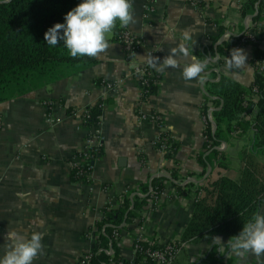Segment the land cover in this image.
Returning a JSON list of instances; mask_svg holds the SVG:
<instances>
[{"label":"crops","instance_id":"obj_1","mask_svg":"<svg viewBox=\"0 0 264 264\" xmlns=\"http://www.w3.org/2000/svg\"><path fill=\"white\" fill-rule=\"evenodd\" d=\"M151 1L145 9L146 0H132L136 22L122 27L142 40L131 60L125 59L123 47L112 31L107 39L113 46L95 57L92 65L0 102V258L11 244L7 234L14 230L25 238L33 232L42 234L43 251L33 264H76L78 257L92 248L84 231L103 217L104 209L117 207L125 189L134 193L152 177L164 175L165 188L155 205L148 198L121 230V255L127 257L138 237L150 243L157 237L163 241L179 239L193 212L195 191L219 176L238 177L239 159L235 166L226 160V166H219L212 155L208 156L213 161L211 166L199 162L205 127L201 107L213 108L205 90L213 68L218 71L217 77L226 76L244 88L251 86L254 50L249 45L241 48L247 53L248 64L238 70H228L226 61L218 66L216 60L207 61L202 84L185 81L182 69L217 34V24L224 25L227 34L236 36L248 26L264 25V13L252 21L256 12L241 14L236 0H199L203 3L201 11L191 0ZM185 30L192 35L186 42L190 56L180 59L181 67L168 68L164 73L152 68L159 75L158 92L147 101H140V84L133 67L145 63L154 52L162 62L179 45ZM208 58L216 59L207 56L202 61ZM103 81L115 83L113 90L106 89ZM50 100L60 102L53 122L48 120L44 105ZM98 100L103 101L99 123L102 154L93 163L89 183L72 181L71 161L84 146L87 130L79 127L67 110L91 106ZM141 111L157 112L162 124L148 120L138 123ZM256 112L257 107L253 106L245 119H253ZM159 131L167 132L178 143L175 160L151 145ZM234 142L241 149L240 132L232 133L228 143H224L223 156ZM172 169L177 170L176 179L170 177ZM174 182L187 184V188L176 192ZM258 212H264V205ZM212 237H220L224 245L214 243ZM231 238L207 233L185 242L173 264H199L212 245L224 253L223 261L217 264H264V258L248 255L241 259L231 253L227 243Z\"/></svg>","mask_w":264,"mask_h":264},{"label":"trees","instance_id":"obj_2","mask_svg":"<svg viewBox=\"0 0 264 264\" xmlns=\"http://www.w3.org/2000/svg\"><path fill=\"white\" fill-rule=\"evenodd\" d=\"M81 2L82 0H0V102L43 88L95 62V58L87 56L73 58L63 41L50 46L44 40L45 32L56 23H64L65 15ZM195 5L199 11L202 10V1L196 0ZM248 10L256 12L251 17L252 21H256L264 13V0H247L241 14L244 15ZM121 29L117 21L113 29V37L117 40ZM241 35H227L226 27L217 24V34L209 38V44L200 53L195 52V57L201 61L207 56L216 57L215 65L218 66L236 48ZM253 54L264 65V49H255ZM208 78L205 90L213 105L210 108L213 120L206 121L203 130L206 140L203 142V154L200 155L199 162L203 166H211L213 161L208 156L212 155L217 165L226 166L222 151L216 147L221 143H228L232 133L240 132L243 138V146L238 153L241 165L236 179L219 176L208 180L202 187L203 194L195 201L193 212L178 239L182 243L194 241L207 233L237 236L244 224L250 222L253 214L264 205V70L254 71L249 88H244L226 76L217 77L215 72L208 74ZM153 79L159 80L156 72ZM252 86L256 87L254 93ZM157 92L158 83L150 82L144 97ZM102 102L98 100L89 106V125L99 127ZM253 106L257 107L254 118L245 119L251 114ZM208 110V105H202L201 113L206 114ZM162 135L166 137L169 134L163 132ZM166 141L169 150L164 156L175 160L179 145L170 137ZM159 144L160 141L156 142V145ZM97 151L99 157L102 154L101 145ZM87 166L88 162L72 167L70 179L79 180L77 170L86 169ZM170 177L177 178L176 169H172ZM165 179L164 176L152 177L147 184L138 187L144 196L135 194L131 198H124L117 207L104 209L103 217L94 224V230L99 233L93 238L89 264H108L110 260L141 264L146 257L142 252L138 251L133 261L120 257L119 247L112 233L114 230L121 231L122 223L131 222L135 208L142 206L150 198L149 187L156 196L160 195L165 188ZM82 182L85 183L86 180L83 178ZM173 185L176 192L187 188V184L178 182ZM197 191L198 189L194 194ZM101 228H104L103 232H100ZM140 244L143 248L158 247L148 242ZM106 249H111L113 253L107 254ZM223 254L219 253L217 245H212L203 253L199 264L220 263L224 259Z\"/></svg>","mask_w":264,"mask_h":264},{"label":"clouds","instance_id":"obj_3","mask_svg":"<svg viewBox=\"0 0 264 264\" xmlns=\"http://www.w3.org/2000/svg\"><path fill=\"white\" fill-rule=\"evenodd\" d=\"M64 23H56L44 34V40L50 46H56L63 41L73 58H95L107 52L112 47L107 39L117 25L127 27L134 24L132 0H82L64 17ZM192 39L189 31L182 33V40L177 47L164 56L148 58L150 67L164 73L168 68L181 67L180 59L190 56L187 41ZM247 53L244 49L233 48L226 60L228 70H238L246 67ZM207 61H201L191 56V62L183 66L182 77L185 81L196 80L204 82ZM7 239L11 244L5 255L0 258V264H33L43 251L42 234L33 232L30 238H25L16 231H10ZM214 243L224 245L220 237H212ZM230 251L235 256L244 259L248 255L264 258V212L254 213L251 221L245 223L239 235L228 242Z\"/></svg>","mask_w":264,"mask_h":264},{"label":"built area","instance_id":"obj_4","mask_svg":"<svg viewBox=\"0 0 264 264\" xmlns=\"http://www.w3.org/2000/svg\"><path fill=\"white\" fill-rule=\"evenodd\" d=\"M247 0H236V5L238 8H242L243 4L246 3ZM191 2L195 5L196 0H191ZM152 1L146 0L145 2V9H148L151 6ZM196 6V5H195ZM228 35V34H227ZM118 41L121 43L123 50H124V57L126 60H131L134 56L135 51L142 45V40L128 31L125 28H122L120 31V36ZM245 45H249L252 47V51L258 48L264 49V25L263 24H254L251 26H248V28L242 33L239 43L236 46V48H242ZM156 53V52H154ZM154 53H151L149 55V58L156 57ZM251 61L253 63V66L255 68V71L262 72L264 70V65L261 62V60L256 59L254 57V54L251 55ZM133 74L135 77L139 80V92L138 97L140 101H147L152 95H148V97H144L146 94L147 86L150 82L157 83L155 79H153L154 76V70L152 67L149 66L148 62L141 65H136L133 67ZM104 87L108 90H113V87L115 86V83L110 81H103L102 82ZM252 92H256V87L252 86ZM143 97L145 99H143ZM244 104L246 102L244 101ZM46 109H47V118L49 121L53 122L56 120L55 112L57 107L60 106V102L57 100H50L46 101L44 103ZM90 106V105H89ZM89 106L80 107V108H72L69 112H67L69 115L75 117L77 119V125L79 127H84L87 130V134L85 137V144L82 147L80 151H78L72 158L71 161V168L72 167H78L82 164H85L88 162V166L86 169H78L77 170V176L80 181L83 180V178L86 180L85 183H89L91 181V171L93 169V163L98 158V148L100 146L101 142V135H100V129L99 127H94V125H89L88 119L90 118V112H89ZM201 117L204 121V125L206 124V121H212L213 117L211 115V110L207 111L206 114H201ZM100 118V117H99ZM151 121L159 126L162 124L161 117L157 112H151V113H145V112H139L137 121L138 123H141L143 121ZM205 128V127H204ZM163 131H159V133L153 138L151 145L157 149L158 151L162 152L163 154L166 153L169 150V144L167 143V139L169 136L162 135ZM204 141L206 140V136L203 134ZM160 141L159 145H156V142ZM225 147L224 143H221L216 148L219 151H222ZM209 154V153H208ZM149 193H151L150 199L151 204L155 205L158 196L155 195V192L151 187L148 188ZM137 196H144L143 193H141L138 188L134 191V193L130 189H125L123 195L120 197V201L123 202L124 198L126 197H133L134 195ZM203 194L202 188H199L196 194L194 195L195 201L201 197ZM141 209V206L135 208L134 212ZM125 225V223H122V227ZM104 228H101L100 232H103ZM99 231L94 230V225H92L90 228L86 229L84 231V237L90 240L92 243L94 242L93 238L94 235L97 237ZM112 236L116 240V243L119 247V255L123 260L126 261H133L136 258L137 252H142L145 254L144 260L141 262V264H173L175 259L177 258L179 252L181 251L182 247L185 243L179 242L178 239H168V240H162L160 237H157L154 239L153 243H150L149 241H145L144 239L138 237L134 240V243L130 249V254L127 257H123L121 255V236L122 233L119 230H114L112 233ZM97 243V240H95ZM140 242H148L153 245H157V248H143V246L140 244ZM107 254L111 255L113 251L111 249H106ZM91 255V250L88 251L85 254H82L78 257L76 264H89V257ZM108 264H129L125 263L123 261H113L110 260Z\"/></svg>","mask_w":264,"mask_h":264},{"label":"rangeland","instance_id":"obj_5","mask_svg":"<svg viewBox=\"0 0 264 264\" xmlns=\"http://www.w3.org/2000/svg\"><path fill=\"white\" fill-rule=\"evenodd\" d=\"M168 136L170 137V135ZM239 149H240V146L236 142H234V144H229L228 146V149L226 151V154L224 155V158L231 166H235L239 159L238 157Z\"/></svg>","mask_w":264,"mask_h":264},{"label":"water","instance_id":"obj_6","mask_svg":"<svg viewBox=\"0 0 264 264\" xmlns=\"http://www.w3.org/2000/svg\"><path fill=\"white\" fill-rule=\"evenodd\" d=\"M6 1V0H5ZM220 42V41H219ZM216 59H210V58H208L206 61H215ZM214 72H216V73H218V71H217V69L216 68H213L212 69ZM214 129H215V125H214V127H213V131H214ZM160 176H164V175H160ZM92 247H93V245H92Z\"/></svg>","mask_w":264,"mask_h":264}]
</instances>
